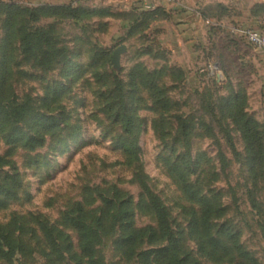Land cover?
<instances>
[{"label":"rangeland","instance_id":"rangeland-1","mask_svg":"<svg viewBox=\"0 0 264 264\" xmlns=\"http://www.w3.org/2000/svg\"><path fill=\"white\" fill-rule=\"evenodd\" d=\"M121 1L13 0L22 7L71 3L86 8H109L111 12L123 10ZM227 10V14L220 16L215 10L209 11L213 14L208 19L209 24L193 29L187 28L185 23H175L174 15L184 11H171L166 19L148 22L142 38L127 37V22L114 17H88L75 23L52 16L35 23L36 28L52 30L58 39L57 47H65L71 62L83 68L82 76L77 79L74 75L64 77L60 65L46 68L47 71L35 68L16 44L13 57L9 58L8 83L13 95L18 101L29 96L34 109L45 113L39 101L46 91L54 90L56 84L66 86V91L58 97L67 118V128L61 140L47 138L42 148L31 153L7 146L0 138V157L9 161L0 168V182L6 173L17 174L20 181L19 199L0 207V225L17 240L19 249L9 260L0 258V264H76L69 254H64L63 259L49 255L38 223L59 230L61 239L70 244L71 253L79 255L78 235L75 229L67 227L66 214H71L74 203L84 199L95 200L88 209L100 208L93 193L96 188L105 191L114 187L130 196L135 206L140 194L134 180L138 170L168 209L173 225L185 232L189 219L185 209L192 204L185 199L179 182L166 165L172 150L175 154L188 151L192 159L201 155L190 181H195L197 189L222 209L216 223L225 224L237 233L241 249L254 264H264V55L231 31L232 28L259 27L264 23V9L253 12L255 15L233 5ZM175 28L189 34H185L184 41L173 45ZM4 35L0 20V55L5 46ZM165 42L171 44L170 50L164 47ZM122 45L126 51L121 55L117 71L110 64L111 55ZM176 45H180L181 50H176ZM147 49L152 51L151 55L141 56ZM95 54L101 59L93 65ZM137 62L150 71H160L158 79L168 91L170 103L169 112L161 116L148 108L149 100L146 108L137 111L140 120L138 160L126 165L114 145L119 134L117 127L107 125L99 113L98 93L110 88L111 75L127 83V74ZM94 73L106 80L104 86L96 84ZM236 96L239 100L230 108L227 102ZM237 103L246 117L258 124V158L253 162L250 148L229 117ZM177 117L190 124L186 141L179 136ZM158 120L164 123L163 137L159 125L154 123ZM87 189L92 191L87 192ZM133 222L136 228L155 227L153 217L138 209ZM117 237L118 233L96 235L97 264L138 263L134 258L128 260L119 255L114 246ZM185 248L200 264H227L199 258L193 240L186 239ZM147 249L148 246L142 245L138 251ZM233 261L250 264L235 257ZM81 264L89 263L83 259Z\"/></svg>","mask_w":264,"mask_h":264},{"label":"trees","instance_id":"trees-1","mask_svg":"<svg viewBox=\"0 0 264 264\" xmlns=\"http://www.w3.org/2000/svg\"><path fill=\"white\" fill-rule=\"evenodd\" d=\"M227 9L222 5H216L201 10L200 14L203 18L209 19L213 16L209 11L215 10L220 16L227 14ZM263 9V4H256L251 12L255 15L254 13ZM52 16L71 19L75 23L88 17H114L127 22L125 26L128 28L127 37L142 38V34L148 28V22L166 19L169 14L160 7L144 9L134 6L129 10L111 12L109 8H86L82 5L73 6L71 3L22 7L13 0L0 1V20L5 34L3 40L5 46L0 55V138L7 146L29 153L42 148L47 138L61 140L63 132L66 131L67 118L58 97L62 91H66V86L56 84L54 90L46 91L45 97L39 101L40 106L46 109L45 113L34 109L33 100L29 96H26L24 101H18L8 83L11 75L9 58L12 59L16 44L24 58L27 61L30 59L35 68L47 71L46 68L60 65L64 77L74 75L77 79L83 74V68L71 62L67 49L57 47L58 39L52 34V30L34 27L41 19ZM150 49L145 50L141 56L151 55ZM99 59L101 57L95 54L93 65ZM88 67L92 68V65ZM159 74L160 71H150L141 62H137L127 74V83L111 75L110 88L98 93L99 113L107 125L117 127L119 134L114 140V145L122 153L126 165L135 164L138 160L137 136L140 120L137 118V111L146 108V102L149 100L148 108L154 113L161 116L169 112L168 91L160 84ZM93 79L100 87L106 83L102 75L97 73L93 74ZM238 100L239 96L231 98L227 105L233 108V104ZM229 117L251 150L250 160L255 161L258 158V124L252 118L246 117L240 103L236 104L235 110L231 109ZM175 122L179 136L186 141L189 122L182 117H177ZM154 123L159 125L160 135L165 136L163 120ZM171 152L175 154L174 150ZM172 153L166 165L170 174L179 182L183 196L192 204L185 209L189 215L185 232L173 225L168 209L150 189L146 177L138 170L134 174V180L140 194L135 206L130 196L114 187L105 191L96 188L93 193L95 199L100 202V208L88 209L95 200L84 199L80 203H74L71 214H66L67 227L75 229L78 235L79 255L71 253L70 244L61 239L62 233L59 230L45 223H38L39 231L50 250L49 255L63 259L64 254H69L76 264H81L83 259L89 264H97L95 256L97 240L94 239L96 235L112 236L118 233L114 246L119 255L128 260L134 258L137 264H200L192 252L185 248L186 239L195 242L196 255L199 258L214 263L244 264L233 261L235 257L254 264L248 253L241 249L237 233L225 224L216 223L221 218L222 209L212 198H208L197 189L195 181L189 179L196 172L201 155L192 159L188 151L175 155ZM7 164L9 161L0 157V168ZM19 190V176L15 173H6L0 182V207L3 208L6 203L18 200ZM91 191L87 189V192ZM137 209L153 217L154 228L134 226L133 218ZM142 245L148 246L149 249L138 251ZM18 249L17 240L5 233L3 226L0 225V258L9 260Z\"/></svg>","mask_w":264,"mask_h":264},{"label":"crops","instance_id":"crops-1","mask_svg":"<svg viewBox=\"0 0 264 264\" xmlns=\"http://www.w3.org/2000/svg\"><path fill=\"white\" fill-rule=\"evenodd\" d=\"M137 1L135 4L134 1L129 0H122L123 3V10H129L131 7L140 6L144 9H154L156 7H160L164 9L165 12L171 14V11L176 13V11H184L181 12L179 15H174L175 23H185L187 28L193 29L203 27L208 19H205L201 16V12L199 10H204L207 7H214L216 5H222L226 8H229L230 5L236 6L241 10L251 11V9L260 3H264L263 0H175L171 4L164 2L163 0H135ZM174 3V4H173ZM173 13V14H174ZM178 18V19H177ZM210 21V20H208ZM179 27L181 26L178 25ZM174 43H180L181 40H185V34L188 35L189 33L184 29H180L179 31L174 29ZM184 32V33H183ZM192 32V30H191ZM164 47L168 50L171 48V44L165 42L163 43ZM180 45H176V50H181Z\"/></svg>","mask_w":264,"mask_h":264},{"label":"built area","instance_id":"built-area-1","mask_svg":"<svg viewBox=\"0 0 264 264\" xmlns=\"http://www.w3.org/2000/svg\"><path fill=\"white\" fill-rule=\"evenodd\" d=\"M134 1V0H129ZM166 3H172L174 0H163ZM209 24V21H205ZM232 32L243 37L249 44L253 45L255 48L259 49L264 55V23L257 28H232Z\"/></svg>","mask_w":264,"mask_h":264},{"label":"water","instance_id":"water-1","mask_svg":"<svg viewBox=\"0 0 264 264\" xmlns=\"http://www.w3.org/2000/svg\"><path fill=\"white\" fill-rule=\"evenodd\" d=\"M125 51H126V47L122 45V46L117 47L112 52L110 64L113 67V69L117 71L120 69V58H121V55L125 53Z\"/></svg>","mask_w":264,"mask_h":264}]
</instances>
